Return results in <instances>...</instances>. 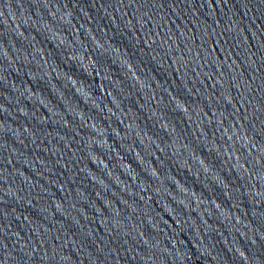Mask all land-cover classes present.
<instances>
[{
  "label": "water",
  "instance_id": "95a60500",
  "mask_svg": "<svg viewBox=\"0 0 264 264\" xmlns=\"http://www.w3.org/2000/svg\"><path fill=\"white\" fill-rule=\"evenodd\" d=\"M0 264H264V0H0Z\"/></svg>",
  "mask_w": 264,
  "mask_h": 264
}]
</instances>
